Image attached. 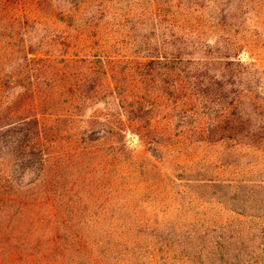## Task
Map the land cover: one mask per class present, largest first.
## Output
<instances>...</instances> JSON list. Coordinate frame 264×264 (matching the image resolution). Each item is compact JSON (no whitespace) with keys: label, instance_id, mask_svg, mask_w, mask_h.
<instances>
[{"label":"rangeland","instance_id":"rangeland-1","mask_svg":"<svg viewBox=\"0 0 264 264\" xmlns=\"http://www.w3.org/2000/svg\"><path fill=\"white\" fill-rule=\"evenodd\" d=\"M238 47V83L222 93L239 96L238 109H229L231 120H240L237 142L223 150L197 145L195 136L182 156L162 151L158 172L148 165L147 175L150 184L159 183L158 201L149 195L135 211L141 226L135 249L126 241L117 252L111 237L91 264H264V0H0V82H12L0 86V115L31 104L30 92L19 87L23 78L63 72L62 60L83 67L88 61V68L101 60L108 71L126 72L135 94L142 90L139 75L152 70L161 83L145 86L151 107L153 90L169 94L177 76L163 77L145 56L161 53L175 69L208 64V76L219 78L228 50ZM176 48H184L182 55ZM43 67L48 71L41 75ZM216 79L213 93L220 88ZM199 90L208 93L205 86ZM167 123L161 116L153 124ZM133 158V166L155 160L140 144ZM131 172L128 185L141 189L145 181Z\"/></svg>","mask_w":264,"mask_h":264},{"label":"trees","instance_id":"trees-1","mask_svg":"<svg viewBox=\"0 0 264 264\" xmlns=\"http://www.w3.org/2000/svg\"><path fill=\"white\" fill-rule=\"evenodd\" d=\"M202 45L210 51L206 40ZM181 49L176 48L178 56ZM228 51L218 79L208 76V64L175 69L161 53L145 56L157 62L163 77L177 76L169 94L153 90L151 107L145 86L161 83L152 70L139 75L137 94L128 88L126 72L108 71L101 60L92 68L88 61L83 67L62 60L63 72L23 78L26 83L19 87L30 92L31 104L0 115V264H91L111 237L115 251L126 241L135 249L141 233L135 211L149 195L155 203L159 197V183L147 180L148 165L158 172L162 151L182 156L195 136V144H219L223 150L237 142L240 120L236 115L231 120L229 109H238L239 96L222 93L225 85L238 83L234 66L243 63L239 47ZM215 79L217 93L212 92ZM202 86L208 93H201ZM161 116L168 121L163 128L153 124ZM190 118L199 124L186 125ZM134 141L155 160L131 165ZM133 168L137 180L145 181L141 189L128 185L135 179Z\"/></svg>","mask_w":264,"mask_h":264}]
</instances>
